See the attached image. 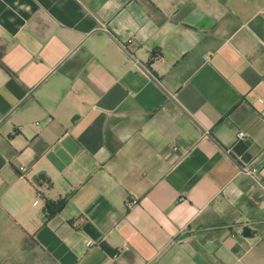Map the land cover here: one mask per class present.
Segmentation results:
<instances>
[{"label": "crops", "instance_id": "1", "mask_svg": "<svg viewBox=\"0 0 264 264\" xmlns=\"http://www.w3.org/2000/svg\"><path fill=\"white\" fill-rule=\"evenodd\" d=\"M0 264H264V0H0Z\"/></svg>", "mask_w": 264, "mask_h": 264}, {"label": "built area", "instance_id": "2", "mask_svg": "<svg viewBox=\"0 0 264 264\" xmlns=\"http://www.w3.org/2000/svg\"><path fill=\"white\" fill-rule=\"evenodd\" d=\"M129 42H131V41H129ZM246 138H248V135L245 132L240 131L238 133V140H244ZM20 170L22 172L26 171L24 167L20 168ZM244 172H246L248 175L252 176L253 178H257L258 177V170L255 167L244 168ZM127 205H128V207L138 205V200H136V199L130 200V201H128ZM120 251H122V249H120Z\"/></svg>", "mask_w": 264, "mask_h": 264}, {"label": "trees", "instance_id": "3", "mask_svg": "<svg viewBox=\"0 0 264 264\" xmlns=\"http://www.w3.org/2000/svg\"><path fill=\"white\" fill-rule=\"evenodd\" d=\"M61 202H59V204H60ZM46 208H47V211H48V213H49V216L48 217H50V215H52L54 212L52 211V203L51 202H48L47 203V205H46Z\"/></svg>", "mask_w": 264, "mask_h": 264}]
</instances>
